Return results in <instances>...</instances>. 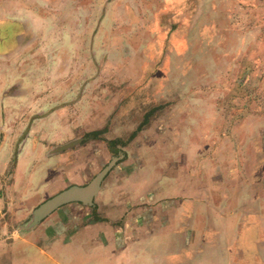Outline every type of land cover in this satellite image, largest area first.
<instances>
[{"label":"rangeland","instance_id":"rangeland-1","mask_svg":"<svg viewBox=\"0 0 264 264\" xmlns=\"http://www.w3.org/2000/svg\"><path fill=\"white\" fill-rule=\"evenodd\" d=\"M9 2L29 1L0 0V142L16 151L64 144L90 130L128 145L141 131L200 126V117L209 118L210 129L220 117H264V0H251L248 24L241 23L237 0H37L34 12L47 4L42 17L48 20L36 35L29 22L6 14ZM189 13L219 24H186ZM237 31L252 40L240 42ZM176 34L193 41L192 57L188 50L175 55ZM217 34L226 41L205 49ZM28 43L24 56L13 57ZM12 174L11 160L0 191ZM263 175L259 153L251 165L253 190ZM27 221L0 218V264H54L49 256L56 252L41 250L39 230L23 229ZM240 240L237 261L264 264L263 225L245 228Z\"/></svg>","mask_w":264,"mask_h":264},{"label":"crops","instance_id":"crops-1","mask_svg":"<svg viewBox=\"0 0 264 264\" xmlns=\"http://www.w3.org/2000/svg\"><path fill=\"white\" fill-rule=\"evenodd\" d=\"M25 1H29L26 6L3 3L6 14L29 22L32 33L40 34L46 28L41 22L48 20L42 17L48 5L39 6L36 14L37 0ZM237 1L243 4L241 23L248 24L245 13L254 2ZM190 20L199 26L211 22L194 13L184 17L186 24ZM237 32L240 42L252 40L251 34ZM226 39L225 34L206 39L205 49L212 41ZM191 42L176 34L175 55L186 54ZM29 43L13 57L24 56ZM222 52L228 57L238 55ZM228 119L233 120L216 119L211 129L209 118L200 117L196 127L183 124V129L175 125L163 131L161 127L157 132L141 131L129 146L116 138L101 139L105 135L101 129L76 137L78 144L67 150L58 147L68 142L51 147L25 145L17 151L0 142V184L13 161L11 181L0 191V218L28 220V224L44 201L71 186L85 187L111 163L91 204L67 203L30 229L39 230L45 243L41 250L47 256L56 252L49 256L51 262L80 264L87 258L88 264H240L235 254L242 231L256 229L257 224L264 227V182L253 190L251 176L256 155L264 154V117ZM67 252L70 260L64 258Z\"/></svg>","mask_w":264,"mask_h":264},{"label":"water","instance_id":"water-1","mask_svg":"<svg viewBox=\"0 0 264 264\" xmlns=\"http://www.w3.org/2000/svg\"><path fill=\"white\" fill-rule=\"evenodd\" d=\"M79 140H74L58 147V150H67L77 145ZM111 163L106 166L95 178L85 187L71 186L64 191L54 195L40 204L33 212L29 223L24 227L25 230H30L37 226L41 220L51 214L59 207L70 202H81L84 205L91 204L93 197L96 195L102 178L111 167Z\"/></svg>","mask_w":264,"mask_h":264},{"label":"trees","instance_id":"trees-1","mask_svg":"<svg viewBox=\"0 0 264 264\" xmlns=\"http://www.w3.org/2000/svg\"><path fill=\"white\" fill-rule=\"evenodd\" d=\"M144 119H146V117H145ZM109 144H115V143H111V142H109Z\"/></svg>","mask_w":264,"mask_h":264}]
</instances>
